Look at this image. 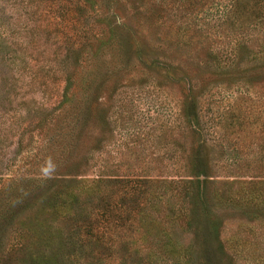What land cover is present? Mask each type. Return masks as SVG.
I'll use <instances>...</instances> for the list:
<instances>
[{
    "label": "rangeland",
    "instance_id": "obj_1",
    "mask_svg": "<svg viewBox=\"0 0 264 264\" xmlns=\"http://www.w3.org/2000/svg\"><path fill=\"white\" fill-rule=\"evenodd\" d=\"M15 8L11 0H0V243L4 244L38 243V232L33 223L36 224L37 205L45 199L37 187L39 179L59 173L72 176L58 164V161L64 162V157L61 158L59 152L55 153V157L53 152L64 143L67 145L66 159L72 147V140L54 137L57 113L54 107L58 102L56 84H63L65 75L59 71L56 76L49 77V71L53 70L49 67L63 64L62 59L55 56V52H62L59 56L63 57V52L69 47L63 32L75 34L85 24L96 23L97 19L94 12L88 16L83 11L82 15L76 0H27L26 4ZM156 12L164 10L157 9ZM125 21L139 27L136 18H126ZM20 27L21 31L16 32ZM162 30L158 37L161 39L154 38L156 48L148 46L146 50L144 47L143 52L138 53L133 49L122 51L110 39L104 38L106 45L99 49V61L104 64L98 77L87 75L94 68L93 58L98 55L95 49L92 51L95 54L93 58L89 57L91 51L86 44L72 55L75 59L74 71L78 72L76 81H88L92 90L99 91L100 103L103 102L105 124L102 126V150L93 151L91 147L89 152H94L95 156L89 167L82 169L88 171L90 179L99 175L191 178L183 167L186 164L184 144L188 141L191 145L193 140L191 134L185 137L180 119L183 93L187 86L184 80L188 75L194 83L195 76L200 72L208 74L214 70L216 57L206 50L201 52L197 41L183 38L176 27ZM12 32L16 34L11 35ZM157 32L156 28L153 29V37ZM83 38L80 37L81 40ZM9 51L17 53L15 61L21 54V66L26 67L15 82L8 79L11 72L7 60ZM31 54L35 56L32 59ZM141 55L145 56L142 61L148 66L152 64L146 56L154 63L171 62L179 68L170 69V72L173 70L172 79L165 78L163 73L167 71L143 66L137 60ZM263 63L252 57L245 59L243 64L250 70L246 77L251 75L247 78L249 81L245 77L243 92L239 86L241 81L237 80L239 75H215L213 80L227 79L226 83L211 86L213 88L208 91L215 94L206 91L200 97L204 132L200 118L195 140H205L209 147L205 154L206 175L199 176L204 179L205 193L199 197H202L201 202L208 200V205L219 215L222 221L220 235L217 238L210 236L208 232H213L211 225L201 219L199 238L195 239V226L188 222L187 215L184 218L180 216L181 222L171 223L175 221L173 212H177L178 208L184 211L192 207L194 197L175 195L180 191L166 185L167 191L162 192L164 203L153 215L161 228L152 230V234L148 235L154 249L158 243L163 244L162 241L173 243L177 250L192 245L198 250L191 264H202L206 255V264H264V198L255 197L256 194L250 192L246 184L224 183L234 179L226 175H244L241 179L248 180L249 172H252L250 168L258 165L264 168ZM31 72L37 73V77ZM173 80L177 83L170 82ZM89 124L88 129L95 132L97 124L94 120ZM229 162L240 165L237 164L236 169H224L223 166ZM213 179L217 183H213ZM166 186L163 185V188ZM217 189L224 200L233 196L235 204L226 206L217 203ZM33 248L38 251V244ZM206 249L208 254H205ZM68 260L69 264H77V259ZM151 260L155 264H187L178 253L170 259L154 257ZM28 262V257L25 262L22 261L21 251L11 260L0 255V264Z\"/></svg>",
    "mask_w": 264,
    "mask_h": 264
},
{
    "label": "trees",
    "instance_id": "obj_2",
    "mask_svg": "<svg viewBox=\"0 0 264 264\" xmlns=\"http://www.w3.org/2000/svg\"><path fill=\"white\" fill-rule=\"evenodd\" d=\"M26 1L11 0V4L19 8L26 4ZM143 1L76 0L81 7L82 15L83 11L88 16H90V12L96 14V23L85 24L75 34L63 32L62 35L65 40H68L67 46L69 47L63 52V57L59 56L62 52H55V56L62 59L63 64L49 67L53 70H50L48 75L49 77L56 76L59 71L65 75L63 84H56L58 102L54 107L57 112L54 137L72 140V147L66 159L67 145L64 143L59 144L56 148L57 151L53 150V152L54 155L59 152L61 158L64 157V162L58 161V164H61V169L72 176L59 173L39 179L40 183L37 187L40 195L45 197L37 205L36 224L33 223L38 232L39 242L31 241L22 244L19 242L4 244L2 242L0 243L2 258L11 260L15 254L21 251L22 261L25 262L28 257V264H69L68 259L72 261L77 259V264H155V261L151 260L154 257L170 259L175 256V253H178V256L184 258L187 264H191L198 248L196 250L192 245H189L183 246L182 250H177L173 243L162 241L163 244L158 243V247L154 249L148 239L152 230L158 231L161 228L157 223V218L153 215L156 213V209L164 203L162 192L168 189L167 186L177 192L180 191V193L175 192V195L184 194L185 197H194L192 207H187L184 211L178 208V210L176 209L178 213L173 212L175 221H171V223L181 222V218L187 215L188 222L195 226V239L198 237L201 219L204 220V223L211 225L213 232H208L210 236L217 238L220 235L222 221L219 219V215L208 205V200L201 202L202 197H199L205 193L204 179L199 176L205 174V167H207L205 154L209 147L205 140H195L201 118L200 97L209 88H213L211 86L226 83L227 79L213 80L215 75L219 77L230 76L233 73L239 75L237 80L241 81L239 86L243 92L246 73L250 72L247 65L243 64L245 59L252 57L258 63L264 62V0ZM155 6L157 9H163L164 12H156ZM126 18L129 20L136 18L139 27L128 24L125 21ZM172 26L177 28L183 38L188 37L196 40L201 52L206 50L208 53L215 54L216 57L214 70L208 74L200 72L198 76H195L196 82L194 83L188 75L184 80L187 86L183 93L180 119L183 122L185 137L188 138L191 134L193 140L191 145L188 141L184 144L186 164L183 167L190 173L191 178H174L173 176L167 178L152 176L120 178L119 176L103 175H99L97 178H88V171L82 169L88 168L92 157L95 156L94 152H89L91 147L93 151L100 152L102 150L100 147L104 142L102 126L105 124V116L102 113L103 102L100 103L99 91L92 90L91 86H88V81L86 83L84 79L81 82L76 81L78 72L74 71L75 59L72 55L86 44L89 52L91 51L89 57L93 58L95 54L92 51L95 49L98 55L93 58L95 59L94 68L87 75L98 77L99 69L104 64L99 61V49L106 45L104 38L110 39L122 51L133 49L138 53L143 52L144 47L147 50L154 46L153 41L161 39L158 37H160L159 33L163 31L162 29H170ZM155 28L158 32L156 37H153L152 31ZM17 31H21V27L17 28ZM15 34L11 33V35ZM73 35H79V37H73ZM81 36L84 37L83 40L80 39ZM101 41L102 43H100ZM178 42L180 43L181 40ZM169 45L171 46L172 43ZM154 47L156 48V46ZM16 55L17 53L9 51L7 56V60L10 62L9 68H11L8 79L11 82H15L21 76V72L26 71V67L21 66V54L18 55V61H15ZM33 57H35L34 54H31L30 58ZM144 57L141 55L137 60L147 69L155 67L167 71V73H163V76L168 79L172 77L173 70L179 68L171 62L154 63L146 56L147 61L152 64V66H148L142 61ZM182 66L180 65V67ZM262 68L264 69V65ZM170 69H173L172 72ZM31 74L37 77V73L31 72ZM250 75H247V81H249L247 78H250ZM170 82L175 83L176 81ZM73 87L74 90H72ZM44 90H46V85ZM208 92L211 95L215 94ZM218 93L221 92L218 91ZM52 94L54 95L55 92ZM227 96L229 95L227 94ZM91 120H94L95 125L97 124L95 132L88 129ZM58 122H61L60 125ZM201 127L204 132L202 118ZM92 133L93 136L89 138ZM207 141L209 140L207 139ZM237 164L239 163L229 162L223 168L236 169L238 168ZM250 170L252 171L248 175L250 179H241L244 175H226L227 177L232 176L234 179L225 180L224 183L243 184L244 186L246 184L247 187L249 186L250 192L256 194L255 197L264 198V168L258 165ZM214 180L213 183H217ZM102 185L105 186V189ZM163 185L167 186L163 188ZM216 192L217 203L226 206L235 204V201L232 200L233 196L224 200L218 189ZM167 235L169 234L165 236ZM37 244L38 251L33 248ZM208 253L209 251L206 249L205 254ZM207 257V255L203 257L202 264L208 262L205 260Z\"/></svg>",
    "mask_w": 264,
    "mask_h": 264
}]
</instances>
